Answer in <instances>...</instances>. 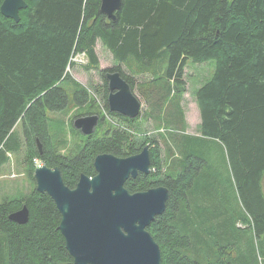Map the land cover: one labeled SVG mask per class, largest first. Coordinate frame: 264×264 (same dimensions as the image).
<instances>
[{"label": "trees", "instance_id": "16d2710c", "mask_svg": "<svg viewBox=\"0 0 264 264\" xmlns=\"http://www.w3.org/2000/svg\"><path fill=\"white\" fill-rule=\"evenodd\" d=\"M25 1L28 8L20 12L18 23L0 10V264H74L58 230L62 216L56 203L37 191L38 165L59 168L73 189L82 174L96 175L97 156L126 158L148 145L154 171L128 180L125 187L130 193L162 186L170 190L165 213L147 229L160 246L162 264H237L230 255L229 230L237 229L240 221L252 222L256 235L264 236V0H123L115 21L101 11V0ZM98 41L111 53L115 67L102 68ZM83 54L87 62L81 66L97 72L104 82L107 115L129 125L152 118L161 126L166 110L169 125L185 132L181 103L187 61L214 60L213 78L196 93L201 118L196 138L201 140L168 135L176 151L169 147L165 171L160 143L147 137L135 141L132 128L116 127L94 138L96 130L64 154L67 143L61 136L63 117L72 112H67L70 94L76 118L96 114L101 122L105 119L91 91L69 72L73 59ZM162 64L163 78L155 75L152 83L138 85L141 79L136 76L155 74L157 67L162 71ZM110 73H120L133 91L138 87L149 104L142 117L132 120L110 111ZM157 80L164 81L160 85ZM171 95L176 115L167 112ZM20 125L23 137L17 131ZM205 139L226 148L248 213H235L230 228L219 220L230 214L227 209L209 212L217 201L220 175L202 172L207 162ZM21 156L31 188L3 198L1 175ZM24 206L30 212L28 223L11 221L10 215Z\"/></svg>", "mask_w": 264, "mask_h": 264}, {"label": "water", "instance_id": "95a60500", "mask_svg": "<svg viewBox=\"0 0 264 264\" xmlns=\"http://www.w3.org/2000/svg\"><path fill=\"white\" fill-rule=\"evenodd\" d=\"M122 5L123 0H101L102 12L112 21ZM27 8L23 0H4L0 10L18 23L20 12ZM107 81L110 111L132 120L140 117L143 104L120 73L108 74ZM99 120L97 115L79 117L73 127L89 137ZM38 146L42 153L39 142ZM94 167L96 175L82 174L73 189L65 184L59 168L41 164L35 170L37 191L49 195L61 213L58 230L74 264H162L160 246L147 229L165 213L170 190L162 186L130 193L125 187L128 180L151 174L150 147L126 158L101 154ZM29 218L26 206L9 217L19 225Z\"/></svg>", "mask_w": 264, "mask_h": 264}, {"label": "rangeland", "instance_id": "374dc122", "mask_svg": "<svg viewBox=\"0 0 264 264\" xmlns=\"http://www.w3.org/2000/svg\"><path fill=\"white\" fill-rule=\"evenodd\" d=\"M96 50L103 69L111 68L115 65L111 53L105 47H103L101 41H98ZM85 62H87V59L84 60L82 58H78L77 61L76 59H74L75 65L73 66V68L69 69V72L76 81H78L81 85L87 87L91 91L92 95L96 98L95 101L97 110L104 117L106 101L104 93V82L97 72L85 71V69L83 68L84 65L81 66V64H85ZM161 66L165 71V64H162ZM124 70L127 73H130V71L126 67L124 68ZM215 71L216 62L214 60H210L204 63H196L192 59L187 61V65L185 68L186 92L181 103L187 119V132L182 131V128L179 126L169 125L168 120H165L166 110H164L162 113V118L165 125L162 124L161 126H159L158 123L152 118L142 117L149 108V104L141 95L138 87H135L134 94L141 100L143 104L142 114L140 115V117L142 118L138 121V123L129 125L124 122L123 125L118 121L115 125L111 122L110 119L106 117L98 125L96 129L97 133L94 138L101 137L104 131L115 129L116 127L125 129L126 131L132 128L135 132V134L132 136L136 138V140H133L143 142L144 140L149 138L160 143L164 163L163 171H165L169 160V147L176 151L174 139L170 137H187L186 135H189V137H193L195 139L196 136L200 135L201 118L196 100V93L204 84H206L213 78ZM161 73L162 71H160L159 73L160 79L163 78L161 76ZM138 79H141V81L136 80L138 85L140 86V84L152 83L153 81L151 80H155L156 78L152 75H146L143 77H139ZM157 81L161 85V81L164 80ZM65 87H68V85L65 84ZM172 96L173 95L168 97V104L172 102ZM174 105L175 104L171 103L170 106L167 107V112H170L171 115H176L177 109L174 107ZM76 110V105L74 104L73 97L70 94V108L67 112H72L68 116L64 115L65 117L50 114V116L53 118L63 117V119H65L63 120L64 123H66L65 132L61 136V139L63 141L65 140L67 143L65 149L62 150L64 154H67L69 151L74 149L75 146L80 142L85 141V135H83L79 130H76L73 127V123L77 119L75 116L77 114ZM84 111L86 112L87 109H84ZM84 111L82 110V114H84ZM67 112L64 114H67ZM172 130L174 132H171ZM17 131L21 134L20 136L23 137L22 125L18 126ZM168 135H170V137H168ZM196 139L201 140V138ZM205 140V158L207 162L205 165H203L202 172L217 173L220 175V182L216 186L218 187V192L216 193L217 201L215 206L212 207L209 212H214L215 210L219 211V209L220 211L223 209H227L230 214L219 216V220L221 223L227 222L228 226L226 227L230 228L232 224L231 219L235 213H239L240 216L242 214L244 217H248V213L246 212L244 203L242 201L243 199L238 191V186L236 182H234L235 175L233 166L226 148L219 141L212 139ZM23 170L24 167L22 156L17 160L14 158L12 165L4 170L1 175L3 185V198H8L9 196H13L17 193L25 194L29 192L31 184L28 181L27 176L23 173ZM162 178L164 177H161V179ZM262 185L264 186V178L262 179ZM246 195L248 199H252L253 195L250 192H247ZM236 228L237 229H230L228 232L229 240L233 241L229 243L231 252L230 255L233 258L237 259V264H264V236L260 237L256 235L252 222L245 224L243 221H240L238 224H236Z\"/></svg>", "mask_w": 264, "mask_h": 264}, {"label": "crops", "instance_id": "0c3cea01", "mask_svg": "<svg viewBox=\"0 0 264 264\" xmlns=\"http://www.w3.org/2000/svg\"><path fill=\"white\" fill-rule=\"evenodd\" d=\"M112 56V55H111ZM113 58V57H112ZM155 74H153L152 72H146V73H144L143 75H152V76H154L155 77V75H157L158 77H160V71H161V69L159 68V67H157V68H154L153 70H152ZM163 72H164V68L162 67V73H161V76L163 77ZM137 78H139V77H143V76H141V75H138V76H136ZM154 79H152L151 81H153ZM186 81V80H185ZM187 120V119H186Z\"/></svg>", "mask_w": 264, "mask_h": 264}, {"label": "bare ground", "instance_id": "6f19581e", "mask_svg": "<svg viewBox=\"0 0 264 264\" xmlns=\"http://www.w3.org/2000/svg\"><path fill=\"white\" fill-rule=\"evenodd\" d=\"M26 4H27V2L25 1V0H23ZM4 2V1H3ZM3 4V3H2ZM28 5V4H27ZM102 7V6H101ZM101 11H102V9H101ZM107 16V15H106ZM107 18H108V16H107ZM109 19V18H108ZM73 61H74V59H73ZM109 106V105H108ZM105 109H106V107H105ZM113 113V112H112ZM89 116H93V115H89ZM97 116H99V118H100V120H99V124H100V122H101V115H97ZM104 116H105V118L107 117L108 119H110L111 121L112 120H115V117H113L112 115H107V113H106V111H105V114H104Z\"/></svg>", "mask_w": 264, "mask_h": 264}, {"label": "built area", "instance_id": "2783aa9c", "mask_svg": "<svg viewBox=\"0 0 264 264\" xmlns=\"http://www.w3.org/2000/svg\"><path fill=\"white\" fill-rule=\"evenodd\" d=\"M78 58H82V59L86 60V55H85V54H83V55H81V56L77 57V58H76V61L78 60ZM85 63H86V62H85ZM111 122H112L113 124H115V125H116L118 121H117V120H112Z\"/></svg>", "mask_w": 264, "mask_h": 264}]
</instances>
